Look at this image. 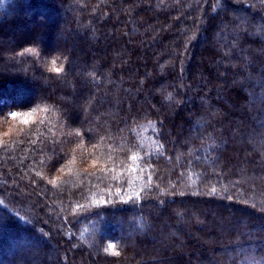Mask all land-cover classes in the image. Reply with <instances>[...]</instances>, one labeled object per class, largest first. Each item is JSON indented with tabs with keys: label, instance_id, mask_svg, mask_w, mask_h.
<instances>
[{
	"label": "trees",
	"instance_id": "16d2710c",
	"mask_svg": "<svg viewBox=\"0 0 264 264\" xmlns=\"http://www.w3.org/2000/svg\"><path fill=\"white\" fill-rule=\"evenodd\" d=\"M262 26L256 0H0V101L30 113L0 120V264H264Z\"/></svg>",
	"mask_w": 264,
	"mask_h": 264
},
{
	"label": "snow or ice",
	"instance_id": "6c2138e0",
	"mask_svg": "<svg viewBox=\"0 0 264 264\" xmlns=\"http://www.w3.org/2000/svg\"><path fill=\"white\" fill-rule=\"evenodd\" d=\"M218 2H219V0H217V3ZM256 4L259 5V9L261 11H264V0H256ZM253 6L255 7V5H253ZM246 31H247V29H245V32ZM259 31L264 32V26L260 27ZM237 46L238 45L236 43V37L233 36L232 37V45H231L230 48H228V51L225 52V56L231 58L232 53L235 51ZM225 47H227V46H225ZM26 51L29 52V53L35 54L36 59L33 61L34 65H39V64L43 63L44 56H45V54L43 52H37L35 48H29V49H26ZM53 63H55V61H53ZM26 71H27V69H26ZM54 71L56 73H60L61 72V68H55ZM41 76L45 80L51 79V77L43 76V73H41ZM248 81H249V86L264 87V78H262L260 84H255V82H253L251 80V77H248ZM44 102H45V98H43V97L39 98V100H37V101H34L33 103H35L36 106L34 108H32V111L33 112H35L37 110L43 111L44 109H42L40 107V105L42 103H44ZM2 104H3V102L0 101V120H3L5 122H7L9 119H19L20 116H22V115L27 116V115L30 114V113H27V112L20 113L18 111L13 110L14 108H12V107L4 108L2 106ZM23 123L24 124H28V121L24 120ZM261 126L264 127V124H262ZM19 134L20 135H27L25 133L24 129H20ZM77 135H80V133H77ZM101 139H103V137ZM29 143H34V142L33 141H29ZM57 143H59V142H57ZM41 144L44 145V141H41ZM45 147H46V145H45ZM160 148H163V145H160ZM161 155H163V152H161ZM51 156H55V157L59 158V153H57L55 151V148L51 149ZM51 156H50V158H51ZM41 163H43V161H41ZM189 163H192V161L189 160ZM149 167H151V164H149ZM39 175H40V173H37V176H39ZM149 180H151V178H149ZM33 183H35V181H33ZM53 183H54V181H53ZM132 199H133L132 197H129V200H132ZM0 203H2V201H0ZM114 248H115V245L113 243H108L107 247L104 249V251L107 252V253H111L112 255H119L120 253L118 251H114Z\"/></svg>",
	"mask_w": 264,
	"mask_h": 264
}]
</instances>
